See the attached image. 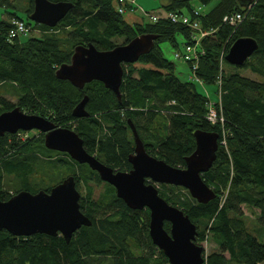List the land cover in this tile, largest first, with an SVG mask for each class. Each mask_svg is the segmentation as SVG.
I'll list each match as a JSON object with an SVG mask.
<instances>
[{
  "label": "trees",
  "instance_id": "obj_1",
  "mask_svg": "<svg viewBox=\"0 0 264 264\" xmlns=\"http://www.w3.org/2000/svg\"><path fill=\"white\" fill-rule=\"evenodd\" d=\"M50 1L73 5L54 27L36 23L42 35L31 36L21 44L7 37L9 19L20 17L16 5L13 0H0L1 7L10 9L9 18H0V113L19 106L25 112L47 117L57 126L71 128L82 138L88 153L120 171L131 169L128 155L133 152V136L128 119L149 154L179 167L185 166V157L195 148L196 129L217 132L216 159L201 175L216 197L199 203L181 191L183 188L168 184H159L162 189L158 188V193L195 223L196 243L209 235L217 246L204 264H264V242L248 230L241 210L242 205L257 209L258 221L264 227V0H252L246 7L236 0H215L211 9L202 11L201 28L213 31L201 40L205 53L199 58L196 74L203 83L217 87L215 102L187 77H178L175 64L160 48L167 41L179 49L176 36L189 39L188 27L166 18L128 20L117 10L116 0ZM199 1L203 5L211 2ZM160 3L162 12H186L193 7L191 0ZM125 6L132 8L129 3ZM32 9L33 0H28L23 12L28 16ZM234 12L245 14L241 23L231 26L222 22L225 14ZM142 33L158 37L148 53L122 64L120 99L100 81L92 80L79 89L55 76L56 68L69 62L77 44L92 43L97 49L107 50ZM240 37L253 38L258 46L243 65L234 66L225 55ZM223 50L221 63L233 72L221 70ZM241 69L253 76L243 74ZM7 86L15 88L16 103L3 94ZM84 95L88 97V116L77 118L72 109ZM210 101L221 121L208 120ZM157 117L165 124L162 133L154 124ZM58 175L57 181L46 183ZM68 175H73L77 188L84 190L79 206L92 224L81 226L69 242L59 234L15 236L0 229V264H169L149 237L147 208H129L116 196L113 186L102 181L87 164L47 149L43 133L23 142L15 134L0 136V200L21 189L48 190ZM5 178L12 179V193L4 187ZM100 184L105 188L94 196V186ZM164 228L169 231L168 222H164Z\"/></svg>",
  "mask_w": 264,
  "mask_h": 264
},
{
  "label": "water",
  "instance_id": "obj_2",
  "mask_svg": "<svg viewBox=\"0 0 264 264\" xmlns=\"http://www.w3.org/2000/svg\"><path fill=\"white\" fill-rule=\"evenodd\" d=\"M236 1L241 7L252 2ZM72 5L67 1L33 0L29 19L54 27ZM157 37L154 33H142L107 50L97 49L92 43L77 44L72 49L69 62L56 68L55 76L69 81L79 89L92 80L100 81L120 99L122 64L134 62L148 53ZM257 46L253 38H237L230 45L225 60L231 65L241 66ZM87 100V95H84L73 107V116H88L85 108ZM127 125L133 136V152L128 155L131 169L120 171L88 153L82 138L71 128L57 126L47 117L25 112L19 106L0 113V136L5 133L14 134L18 130H38L43 133V144L47 149L64 152L75 162L87 164L102 181L113 186L116 196L129 208H147L149 237L166 256L169 264H204V248L195 241V223L181 208L160 196L155 184L185 188L199 203L214 199L216 192L204 182L201 175L212 167L216 159L219 134L196 129L193 132L195 148L185 157V166L179 167L149 154L132 120L128 119ZM79 199L80 191L73 175L64 177L48 190L31 192L21 189L7 200H0V229H6L15 236L59 234L69 242L72 234L81 226L92 224L91 219L80 209ZM164 222L169 223V231L164 228Z\"/></svg>",
  "mask_w": 264,
  "mask_h": 264
},
{
  "label": "rangeland",
  "instance_id": "obj_3",
  "mask_svg": "<svg viewBox=\"0 0 264 264\" xmlns=\"http://www.w3.org/2000/svg\"><path fill=\"white\" fill-rule=\"evenodd\" d=\"M27 1L28 0H13L14 4L16 5V8H17L16 11H18L17 16H20L21 18H23L22 20H23V22H24V24L28 30V33H26V35H24V36H15V37L9 36L8 40H10V41L16 40L17 42L23 44L31 36H41L43 33L41 29L36 27V23L29 19V15L27 16L23 12L27 8ZM160 1H162V0H131L129 2V5L132 6V8L128 9V8H126L125 5H123L124 6V12H123L124 16L128 20H139L140 18H142V16L148 17L147 15L149 13H147L146 11L151 12L152 14L155 13L158 16L159 15L163 16V14H166L170 11H163L162 12ZM216 3L217 2L215 0H211L210 3L203 5L199 0H191V4L193 6L192 8H198V9H200V12L201 11L207 12V10L211 9L213 7V5H215ZM9 11H10V9L6 10L5 8L0 6V18L1 17L7 18L8 17L7 13ZM171 11H173V10H171ZM189 11H186V13H190ZM20 17H16V18L21 19ZM146 17H144V18H146ZM12 20H13L12 18L9 19L10 26H11ZM200 26H201V24H200ZM9 29H8V31H9ZM20 35H23V34H20ZM176 39H177L178 43H180L179 49L173 47L167 41L162 42L160 48L162 49L164 56L175 64V66H176L175 72H176L177 76L180 77L181 79H184L185 77L188 78V76H192L196 79L199 78V80L201 82H199L198 80H195L194 78H192V80H190V79H188V80L194 82L196 84L197 90L200 93H202L203 95H205L208 99H211L213 102L217 101L218 100V96L216 95V88L217 87L214 84H205L202 82V79H200V77L196 74V70L198 67L196 66V68L193 69L191 62H186L180 58L181 54H179L176 58L175 53L177 51L182 50V42L184 41V39L180 35H177ZM221 64H222L220 66L221 70H223V69H226L227 71L233 70L229 65L224 64L223 62ZM241 72L245 75L253 76V74L249 70L241 69ZM3 94L11 102H14V103L17 102V100H16L17 99V92H16L14 87L7 86V91L4 92ZM154 124L156 127H158L160 133H162L163 128L165 126V124L163 123V120L160 117H157ZM39 133H41V132L34 129V130H28V131H24V130L19 131L18 130L14 134L16 135V139L19 140V142H23V141L28 140L31 137H38ZM38 178H39V176H37V179ZM59 178L60 177L58 175L56 177V179H52L46 183L52 184V183H54V181H57ZM5 179H6V185L4 187H6L5 189L9 190V192L12 193L13 192L11 189V188H13V185H11L12 179L11 178H5ZM155 186L157 187V189L158 188L162 189V186H159V184H155ZM176 187H178V186H176ZM104 188L105 187L102 184L95 185L94 186V193H93L94 196H98V194L101 193L104 190ZM78 190L80 191L81 195L84 193L83 189H81V190L78 189ZM181 191L187 192L189 194V192L185 188H183V190H181ZM226 193L227 192H224L222 199L225 197ZM220 194H222V192H220ZM241 210H242V214L244 215L243 218H244V221H245V224H246V227L248 228V230H250L258 238L259 241L264 242V227H263V225H260V222L258 221V210L255 208H251L249 206H246V205H242ZM198 244H201L203 246L205 258L209 253L217 250V246L211 241V238L209 235L206 237V239L203 242L198 243ZM153 256L155 258L158 256V249L157 248H156L155 255H153Z\"/></svg>",
  "mask_w": 264,
  "mask_h": 264
},
{
  "label": "built area",
  "instance_id": "obj_4",
  "mask_svg": "<svg viewBox=\"0 0 264 264\" xmlns=\"http://www.w3.org/2000/svg\"><path fill=\"white\" fill-rule=\"evenodd\" d=\"M130 1L131 0H116L117 10L123 13L124 12L123 5H125V3H129ZM189 12L190 13H186V12L179 11V10H173L166 14H163V16L161 15L158 16L155 13L153 14L149 13L147 16L149 17L151 21H156L161 18H167L169 21L175 24H181L189 28V31H190L189 39L184 40L182 42V50L177 51L175 55L177 58V56L181 54L180 58L186 62H191L193 69H195L196 66H198L199 58L205 53V48L201 45L202 43L201 40L205 36L211 34L213 30L201 28L199 18L202 15V11L200 12V9L192 8ZM244 17H245V14H243V12L242 13L234 12L231 14H225L222 18V22L228 23L231 26H234V25L236 26L239 23H241ZM12 19L13 20H12L10 29L7 33L8 39H9V36L15 37V36L26 35V33H28V30L23 20L16 18V17ZM20 34H23V35H20ZM224 52H225L224 50L221 52L220 63L223 58ZM192 78L194 77L188 76V79L192 80ZM194 79L201 82L199 78L198 79L194 78ZM217 84L218 86L220 85L219 83ZM207 107H208L207 118L209 121H211L212 123H215L217 122V120H220V121L222 120L221 117L220 119H218L219 117L217 116L216 111L213 107V103L211 101L208 102ZM221 143H224V141H221Z\"/></svg>",
  "mask_w": 264,
  "mask_h": 264
}]
</instances>
